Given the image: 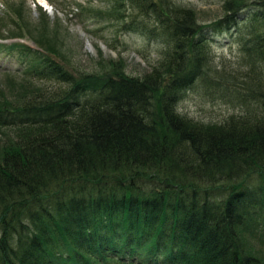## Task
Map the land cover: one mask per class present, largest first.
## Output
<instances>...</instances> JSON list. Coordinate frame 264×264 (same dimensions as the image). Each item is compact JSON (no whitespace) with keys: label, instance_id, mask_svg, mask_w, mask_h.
I'll use <instances>...</instances> for the list:
<instances>
[{"label":"trees","instance_id":"trees-1","mask_svg":"<svg viewBox=\"0 0 264 264\" xmlns=\"http://www.w3.org/2000/svg\"><path fill=\"white\" fill-rule=\"evenodd\" d=\"M14 3L2 39L32 32ZM108 4L90 14L166 44L159 70L85 72L35 39L46 66L32 78L54 87L20 98L21 73L0 87V264H264L244 235L259 236L250 216L264 210V0L223 2L226 22L247 8L260 21L243 44L246 89L214 81L248 103L244 115L218 124L176 109L183 91L213 83L193 12L175 0ZM20 47L0 43V52Z\"/></svg>","mask_w":264,"mask_h":264},{"label":"rangeland","instance_id":"rangeland-1","mask_svg":"<svg viewBox=\"0 0 264 264\" xmlns=\"http://www.w3.org/2000/svg\"><path fill=\"white\" fill-rule=\"evenodd\" d=\"M47 7L42 6L39 0H0V34L9 37L7 32L14 24L8 5L20 8V16L31 33L14 39H2L1 44L20 43V55H7L0 52V87L5 88L6 75L21 73L20 98L31 88L55 84L48 80L38 81L33 76L42 74L41 69L46 66L41 54L46 52L35 42L39 40L47 43L55 51L50 56L65 66H74L85 72L102 67L114 68L122 66L127 76L141 78L160 66V58L166 50V44L159 38L126 28L121 25L106 22L98 16L91 15V10H107L112 0H44ZM175 2L191 10L195 20L205 29L202 34L208 38V53L210 60L207 64L212 71L209 74L211 81L199 80L190 89L182 92V98L177 103V112L189 119L205 124H218L227 121L230 117L243 116L247 103L232 95L231 91H221V84L229 90L246 89L248 74L251 65L243 50L244 40L248 38L247 29L258 23L259 14L254 15L251 8L240 12L237 21H225L223 11L224 0H175ZM76 4H79L78 7ZM251 7L252 4L248 5ZM5 13L10 14V16ZM13 19V20H14ZM142 20L141 17L137 18ZM130 21L127 19L125 26ZM8 23L7 25H5ZM30 37V38H29ZM36 39V40H35ZM161 40V41H160ZM49 56V55H48ZM61 59H63L61 61ZM49 67L51 64L47 63ZM98 67V66H97ZM26 69H31L27 72ZM25 72V73H24ZM222 76L231 77L229 83L223 81ZM28 80H23V79ZM221 83L220 86L218 83ZM51 83V84H49ZM37 85V86H36ZM7 87L5 91L7 92ZM220 90V92L218 91ZM232 95V96H231ZM0 134V142L2 141ZM258 214V215H257ZM250 216L252 225L259 231L256 239L250 238L245 232L247 247L255 249L254 254L264 260V210Z\"/></svg>","mask_w":264,"mask_h":264},{"label":"bare ground","instance_id":"bare-ground-1","mask_svg":"<svg viewBox=\"0 0 264 264\" xmlns=\"http://www.w3.org/2000/svg\"><path fill=\"white\" fill-rule=\"evenodd\" d=\"M39 3L44 6V7H47V3L44 1V0H39Z\"/></svg>","mask_w":264,"mask_h":264}]
</instances>
